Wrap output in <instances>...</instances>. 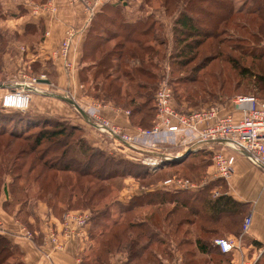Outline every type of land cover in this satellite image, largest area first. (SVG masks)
<instances>
[{"label": "trees", "instance_id": "16d2710c", "mask_svg": "<svg viewBox=\"0 0 264 264\" xmlns=\"http://www.w3.org/2000/svg\"><path fill=\"white\" fill-rule=\"evenodd\" d=\"M128 1L117 0L116 2L105 3L100 6L99 11L94 16L92 27L84 40L79 64V78L84 88L90 82L96 99H102L106 103L121 104L125 110L129 109L130 121L135 116L143 113L140 115L137 124L149 128L155 123L156 106L153 104L155 85L142 81L135 82L134 79L127 77L130 73L126 70H128V60L134 56L139 59L141 64L146 61L147 64L151 65V59L158 51L156 45H152L149 39L154 40L159 46L165 44V39L159 38L153 33L154 23H149L146 19H144V25L141 26L142 21H139V19L126 20L122 18L118 25V30L106 29L103 30L104 34H92L96 24L98 22L102 23L104 13L108 14V11L112 10L118 16L117 11H122L121 8L129 6ZM263 1L258 0L257 4H255L253 0V2L251 1L253 8L250 6L249 9L243 11L241 9L235 10L230 2L228 4L225 0H197V2L214 4L222 12V14H210V16H215L216 18V23H210L209 25L212 28L201 26V24L199 25L194 21V17L188 12V9L192 11L194 7L192 0L186 1L185 3L189 2L188 5L185 4L187 9L181 11L173 23V36L178 43H183L179 53L198 48L204 39H216V33L222 30L218 28L225 29L226 24L230 23L233 15L242 13L244 15L255 14L263 16L261 19L264 22V9H258L261 8L258 7V4H262ZM168 3L169 0L162 1V6L166 10L168 9ZM197 7L200 9L199 7L202 6L197 4ZM1 16L2 10L0 7V18ZM111 17L108 18V15H105L104 18H107V23L114 25L116 20ZM221 23L225 25L220 27ZM38 29L39 26L30 25L21 36L22 38L33 37L38 41L37 35L40 33ZM1 36L0 34V38ZM115 38H119V41L112 46H108L109 42ZM188 39L191 40L188 41ZM131 43L136 46V48L132 49L136 50L126 47ZM145 54L149 57L146 58ZM87 58L90 59V62L84 63ZM188 61V59L187 61L182 59L179 63H188ZM202 63H204V60L191 68L189 75L180 77V81H197L198 77L195 73L197 69L202 67ZM232 67L235 66L232 64ZM136 70L143 75L146 73L141 66ZM89 73L92 74L90 75ZM121 75L127 77V81H130L138 89L131 91L128 86L126 87L127 91H123V85L125 84L117 82ZM255 77L264 89V74H255ZM139 89H143V91ZM86 93L89 94L87 88ZM121 101L123 103H120ZM136 101H139L138 104H136ZM146 107L148 109L143 112ZM0 109V191L5 189L10 196V200L4 201L3 206L11 212L15 206L19 205L17 215L27 224V216L32 213L34 200L45 202L52 214L60 218L66 210H77L70 204L72 200L76 199V202L82 201V204L88 207L92 206L95 199H97L96 201H101L102 195L105 194L106 181L109 182L118 176L124 177L126 175H131L141 180L152 175L146 168H138V164V167L133 172L128 171L130 169L127 167L122 172L119 166L107 168L109 158L105 156L102 150L93 149L94 147L90 146L83 138L77 141L78 146L76 144V146H71L69 137L80 128L71 123L66 126L63 120L58 117L4 108L1 105ZM192 110L184 109L181 111L189 112ZM33 128H38V130L32 131ZM74 148L81 158L67 156L68 152ZM56 151L59 153V158L46 159L49 153ZM204 151L208 152L209 150ZM95 153L100 156L96 157ZM31 154L33 156L30 158L26 170L22 173L15 171L23 169L26 165L25 161H22L19 165L16 164L17 159ZM187 156L167 161L169 163H177L187 158ZM207 166H211V159ZM35 170L36 172L33 174ZM71 172L76 175V178H70ZM62 173L65 177L60 175ZM6 176L11 177L8 184L5 182ZM85 177H91L90 179H94V182L89 183L87 187L82 186L83 180L86 179ZM93 183L95 184L93 185ZM214 184L218 183L210 180L201 190L192 192L183 190H149L132 196L127 202H122L116 200V197V199L112 197L113 199L102 208L97 210L90 209L92 212L90 217L91 226L88 230L90 245L88 252L82 256L80 264H107L109 256L118 252H123L126 255L124 264H170L164 261L155 250H152V245L154 244H161V246L167 247L165 249L170 254L173 249L179 250L183 244H192L194 253L196 252L201 257H204V264L213 263L211 254L221 257L218 262L213 264H231V258L228 255L230 252H221L213 243V240L217 237L221 228L224 231L235 230L236 234L241 232L243 221L240 225V215L243 213V204L223 193L212 198L211 192V195H209L208 191H211ZM221 184L223 185L222 182ZM97 185L99 186L95 188ZM55 199L60 200L62 203L65 201L67 203L65 204L67 206L66 209L60 208L58 210L55 204L52 203ZM95 205L94 203L93 206ZM166 205H171V207L165 209ZM145 206H150L152 209L143 214L139 209ZM112 209L118 212V216L115 218L111 217ZM161 213L163 215L157 219L156 216H160ZM195 219L201 223L200 230L208 235H213V237L207 238L196 235L193 240L181 238L178 243L171 245L167 237L158 238L162 233V224H167L169 229L173 226L174 234H176L177 232L180 233L179 229L184 225L196 223ZM224 219H228V221L223 222ZM206 224L215 226L209 227ZM219 224L220 227H218ZM94 228L100 229L99 231H93ZM238 228L239 230L237 231ZM169 229H166V235L168 236L170 235ZM188 230L186 229L185 231ZM189 252L191 251L185 250L184 254ZM184 254H181L182 259ZM14 256H18V258L15 261H11ZM92 256L94 258L90 260ZM170 257L173 258V255H170ZM190 263H193V260H190ZM0 264H23L20 260L19 249L1 233Z\"/></svg>", "mask_w": 264, "mask_h": 264}, {"label": "rangeland", "instance_id": "374dc122", "mask_svg": "<svg viewBox=\"0 0 264 264\" xmlns=\"http://www.w3.org/2000/svg\"><path fill=\"white\" fill-rule=\"evenodd\" d=\"M162 1L163 0H129L128 1L129 6H127L126 8H121L122 11H117L118 16H116V14L112 10L108 11V14L106 13L103 14V18L101 21L102 23L98 22L94 27L95 29L92 34H96V33L104 34L103 30L106 29L112 31L118 30L119 27L118 25L120 24L122 18L126 20L130 18L132 20L139 19V21H142L141 26L144 25L143 22L145 21L144 19H146V21H149V23L150 22L154 23L153 25L154 27L152 30L153 33L159 36V38L165 39L164 40L165 44L161 46L157 45L154 40L149 39V42L152 45L154 44L156 45L158 51V53L155 56H153L151 59L152 64L149 65L147 64L146 61L143 64H141L136 56L130 58L128 60L129 61L128 70H126L129 71L130 74L127 77L134 79L135 82L142 81L144 83L155 85L154 94L157 88L159 87V85L161 84V81L165 80L169 84L172 90L173 105L175 109L178 111L184 109L199 110L201 108H207L213 105H220L222 106L224 112H231L233 110L232 100L237 95L251 94L264 98V89L260 85V82L255 77V74H264V22L261 19V17L263 16H259L255 14L244 15L243 13L233 15L232 19L230 20V23L226 24L225 29L218 28L222 30L221 32L216 33L217 36L216 39L215 38L204 39L203 43L198 48L179 53V49L181 48L183 43H178L175 40V37L173 36V23L176 17L179 16L181 11L187 9V7H185V4L188 5L189 2L185 3L188 0H169V3L167 4L168 9L166 10L162 6ZM225 1L228 2V4L230 2V4L234 7L235 10L241 9L245 11L249 9L250 6L251 8H253L251 4V1L253 2V0H225ZM254 1L255 4H257L258 0H254ZM42 2L47 6L50 5L49 4L50 0H44ZM192 4L194 7L192 11L188 9V12L194 17V21H196L197 24L199 25L201 24V26L203 25L204 27L212 28V26L210 27L209 25L210 23L215 24L216 18L215 16L214 17L210 16V14L211 13L214 15L222 14V12H220L216 8V5L214 4L212 5V4H208L207 2H197V0H192ZM197 4H199V6L202 7H199L200 9H198ZM0 7L2 10V16L0 18V34L2 35L0 38V84L5 85V87H0V94L1 92H4L3 94H5L6 91L11 88L12 84L18 81H23L27 77L30 80H32L33 78L53 79V74H52L53 71L51 69L50 61L38 57V54L35 50V42H36L35 38L33 37L22 38L21 33H18L13 27L10 26V25L14 26L13 24H11L12 18H9L11 17L10 14L5 12L1 3H0ZM258 7L256 8H258L259 10H263L264 1L262 2V4L259 3ZM21 11L22 10H20V12ZM105 15H108V18L112 16L111 18H114L116 20L115 24L112 25L110 23H107L106 22L107 18H104ZM7 19L10 20H8L5 23V20ZM224 25H225L224 23H221L220 27H223ZM189 40L191 39H188V41ZM220 40L222 42H218ZM118 41L119 38L112 39L109 42L108 46H112L114 43ZM126 47L127 48L129 47V49L131 50H136V49H132V48H136V46L132 43L128 44ZM59 55L61 57L63 56L61 54ZM145 57L148 58L149 56L145 54ZM182 59L186 61L188 59L189 61L188 63L185 62L181 64L179 62ZM203 60L204 63H202L203 64L202 67L197 69L195 73V75L198 77L197 81L194 82L180 81L179 79L180 77L189 75V73L191 72V68L197 66ZM89 62H90L89 58H87L84 61V63H89ZM232 64L235 67H232ZM140 66L143 68V70L146 71L145 75H143L142 73L140 74L136 70L139 69ZM89 74L91 75L92 73ZM127 77L121 75V77L117 81L121 84L122 83L125 84L123 85L124 87L123 91H127L126 87L128 86L131 91L137 90L138 88L134 84H132L130 81L129 82L127 81ZM33 85L39 89V90L37 89L38 91L41 90L47 94L58 93L60 95L71 98L68 93V90L58 92L53 86L43 83H38L37 81L34 82ZM86 88L88 89L89 94L86 93ZM139 90L143 91V89H139ZM81 92L85 97H88L89 99H92L94 101H99L100 103H106L102 101V99H96L94 97V91H92L90 82H88V84L85 85V88L82 87L81 84ZM3 94L1 95V100ZM1 100H0V105H1ZM57 102H59L58 104H61V106H65L67 108L66 112H68L69 109L71 110V112L73 111L75 113L78 112L73 105L67 104L66 102H62V101H57ZM138 102L139 101H136V104H138ZM120 103H123V101H121ZM110 104L114 105L115 107L124 109V107L121 104H114V103H110ZM153 104L155 105V100ZM227 107L229 110L225 111ZM147 109L148 107H146L143 110V112H145V110ZM128 110H126L127 114H129ZM26 111L29 110L27 109ZM79 113L80 112H78V114ZM142 114L143 113H141L140 115ZM140 115L135 116L133 120H131L132 125L134 126L135 136L129 135L128 133L123 131L122 128H120V133H119V134L123 133L126 136H128L131 139L130 143L135 146H139V144L140 145L148 144L146 141H144V138H139V130L150 129L155 125L154 123L153 126L149 128L139 126L137 124L138 123L137 121ZM54 116L58 117L59 119H62L66 126H69L70 123L78 126L80 129L74 131L71 137H69L71 146H74L75 144L77 145V141L80 138L85 139L90 146L94 147L93 149L96 148L102 150L105 156L109 158V163L107 168H109L110 166L112 167L119 166V169L121 168L120 170L121 172L125 171L124 170L125 167L130 169V170L127 169L128 171L133 172V170L138 167L137 164L139 165L138 168L140 167L146 168L152 175L145 177V179H141V180L137 179L141 187L150 189V188H155L156 186V188L159 190H168L167 189L168 187L170 189L169 191L183 190V191L192 192L193 190L186 188L174 189L175 186H177L176 184L167 185L164 182L168 179L173 180L174 178L177 180L181 178V179H187L194 184H200V182L204 179L203 177H206L208 175L209 168L208 166L206 167V165L211 159L212 152L207 147L195 149L194 152L188 154L187 158H184V160L177 163L174 162L169 163L167 159L162 160L157 165H155L154 167L155 169L151 170V168H148L146 165H144V162L149 159L148 156L138 152L136 149H132L124 145L119 138L117 139L116 137L115 138L112 137L103 128L98 129L92 126L90 123L80 120L81 118L78 115L77 118L58 115V114H55ZM104 120L108 121L113 126H117V124H114L107 119ZM155 122H156V112H155ZM36 129L38 130V128H33L32 131ZM87 131L92 133V136L89 139H93L94 142L90 143L86 135ZM160 137L162 138V136ZM162 140L160 141L156 140L157 145L155 147V150L171 153V152H175L174 150L176 149L177 150L181 149L179 147L180 145L171 146V143H166ZM204 150H209V151L207 152ZM95 154L96 157L100 156L98 153ZM32 156L33 155L31 154V155H27V157L18 158L16 164L19 165L21 164L22 161H25L26 165L23 169L15 170V171H18L20 173L24 172ZM67 156H75L81 158L80 155L76 152L75 148L72 149L70 152H68ZM53 158H59L58 151L54 153H49V155L46 157V159L49 160ZM97 164L98 162L96 163V166ZM35 172L36 170L33 171V174ZM60 175L62 177H65L63 173ZM126 176H131V175H126ZM74 177L76 178V175L71 172L70 178H74ZM85 178L86 179L83 180L84 183L82 184V186L84 187H87L89 183L94 182V179H90L91 177H85ZM208 182L206 184H208ZM106 183H105L106 188L104 191L106 195L105 194L102 195L103 198L101 201H96L97 199H95L94 201V203L96 204L95 206H93L94 203H92V206L89 207L84 206L82 204V201L76 202L75 199L74 201L73 200L70 201V204L73 205L72 207L77 208V210L72 209L66 211H86L91 217L92 212L90 211V209L97 210L102 208L103 206L107 205V203L111 199H113L112 197L114 198L116 197L117 199L116 198L115 199L119 200L118 196L119 193L122 191V189L125 186L129 187V185H131L129 182H126V180L123 179V177L120 176L111 179L109 182L106 181ZM94 184L95 183H93V185ZM98 186L99 185L95 186V188ZM201 189L202 187L195 189L194 191H198ZM208 192L209 195H211L210 191ZM52 203L55 204V207L58 210H60V208L66 209L67 207L65 205L67 204L65 201L64 203H62L60 200L55 199L52 201ZM170 207L171 205H166L165 209H169ZM151 209L152 208H150V206H145L139 210L144 214L145 212H149ZM110 214L112 218L118 216L117 210L113 211L112 209ZM162 215L163 213H161L160 216L159 215L156 216V218L159 219ZM129 218L133 219L132 217ZM195 220L196 223H193L191 225H184L183 227H181V229H179L180 233L177 232L176 234H174L173 226L169 229L167 224L164 223L162 224V228H161L162 233L158 236V238L163 239L167 237V240L171 245L173 243H178L179 239L181 238L193 240V238H195L196 235L207 238H210V236L213 237V235H208L207 233H203L199 228L201 223L197 219ZM227 221L228 219L223 220V222H227ZM90 223L91 220L89 221V224ZM206 225H208L209 227L215 226L213 224H206ZM218 227H220V224L218 225ZM99 229L100 228L98 229L94 228L93 231H99ZM166 229H169V233H170L169 236L166 235ZM186 229L189 230L185 231ZM219 237H224V236L222 235ZM165 248L167 247H163V245L161 246V244L152 245V250H155L157 254H159L161 258L167 263L189 264L190 260H193V263L190 264L205 263L204 257H201L196 252L194 253V246L192 244H183L180 246L179 250L173 249L171 254ZM185 250H189L191 252L184 254ZM181 254L182 255L184 254L183 259ZM170 255H173V258L170 257ZM210 256H212L213 263L218 262V260L221 258L218 255H213V254H211ZM17 258L18 256L16 257L14 256V258L12 257L11 261L12 260L15 261ZM92 258H94V256H92L90 260H92Z\"/></svg>", "mask_w": 264, "mask_h": 264}, {"label": "crops", "instance_id": "0c3cea01", "mask_svg": "<svg viewBox=\"0 0 264 264\" xmlns=\"http://www.w3.org/2000/svg\"><path fill=\"white\" fill-rule=\"evenodd\" d=\"M42 1L44 0H0V3L5 12L10 14L11 17L9 18H12L11 24L14 26L9 25L18 33L23 34L30 25L39 26L38 31L40 33L37 35L38 41L35 42V50L38 57L50 61L53 71V79L45 78L48 83L43 84L53 86L58 92L68 90L70 99L87 116L95 114L98 118L107 119L117 124L129 135L135 136L134 126L126 110L115 107L110 103L94 101L85 97L81 92L79 64L83 44L92 27L94 16L100 7L96 6L94 14H91L82 2L70 3L68 0H50V5L47 6ZM32 4L38 7L36 11L33 10ZM18 9L22 11L20 12ZM8 20L10 19L5 20V23ZM68 31L73 32L70 48L67 56L61 57L57 50L62 40L67 36ZM3 93L0 94V100ZM53 94L56 93L47 94L41 90L33 93L28 110L51 116L58 114L77 118L78 115L81 118L80 120L85 121L78 112L73 111V113L70 109L66 112L67 108L57 102L65 101ZM228 110L227 107L225 111ZM86 135L89 139L92 133L87 131ZM174 138L177 140V137ZM151 139L160 141L159 139H167V136L166 134L162 135V138L152 136L145 139V141L149 142ZM89 141L90 143L94 142L93 139H89ZM179 147L180 150H174L175 152H171L172 154H169V156L179 158L180 155L176 156L175 153L186 148L183 144ZM208 168L209 172L211 167ZM123 179L131 185L129 187L125 186L119 193L118 199L122 202H127L134 195L157 189L156 186L150 189L141 187L138 182L139 179L137 180L133 176H125ZM10 180L11 177L6 176V184ZM214 180L211 181L218 184H214L210 191L212 198L223 193L241 202L243 213L240 215V225L245 216L249 215L251 219L247 233L239 239V248L230 251L228 254L231 258V264H264V168L254 165L245 156L237 153L229 176L226 179L216 178ZM6 200H10V196L5 189H2L0 191V233L19 249L20 260L23 264H80L82 256L88 252L90 245L88 238L90 224H88L84 236L70 238L66 240L61 249H56L52 244L44 241V237L48 232L46 223L55 226L57 231H60L61 217H55L45 202L34 200L32 213L27 216V224L17 215L19 205L15 206L11 212L6 210L3 206V202ZM219 230L217 236L223 235L224 237L235 238L240 234H236L235 230L224 231L222 228ZM28 234H31V236ZM125 260V253L118 252L109 256L107 264H124Z\"/></svg>", "mask_w": 264, "mask_h": 264}, {"label": "built area", "instance_id": "2783aa9c", "mask_svg": "<svg viewBox=\"0 0 264 264\" xmlns=\"http://www.w3.org/2000/svg\"><path fill=\"white\" fill-rule=\"evenodd\" d=\"M70 3L82 2L89 13L94 14L96 6L105 3H113L117 0H68ZM33 10L38 8L35 4ZM73 32L68 31L67 36L61 42L58 53L67 56ZM37 79L30 80L28 77L23 81L15 82L11 88L2 96L1 106L25 110L28 108L31 94L37 92L33 85ZM156 106V122L150 129H140L139 138L148 139L152 136H162L168 134L167 139L162 140L171 145L185 146L182 151L175 155H182L188 147L195 149L208 148L212 152L211 170L200 182L194 184L187 179H168L164 183L167 185L176 184L174 189L203 188L206 183L216 178L226 179L232 171L235 162V154L239 153L247 158L251 163L264 168V98L256 95H237L232 100L233 110L223 112L220 105H213L199 110L182 112L175 109L173 105V95L169 84L162 80L154 94ZM89 121L103 128L112 137H118L120 141L130 144L140 153L149 157L144 162L151 170L155 169L160 161L166 160L160 157L162 154L168 155L165 151H157L156 140H150L148 144L132 145L131 139L125 134H119L120 128L111 125L108 121L98 118V116H87ZM172 135V137H170ZM174 137H177L175 140ZM168 160V159H167ZM168 190H170L167 187ZM217 195V194H215ZM90 216L86 211H66L61 216V229L57 231L55 226L46 223L48 232L44 237L46 243L52 244L56 249H61L66 240L73 237L84 236ZM250 216L244 217L241 232L238 237H216L213 243L221 252H230L239 248L240 237L247 233L250 226ZM31 236V234H28Z\"/></svg>", "mask_w": 264, "mask_h": 264}, {"label": "water", "instance_id": "95a60500", "mask_svg": "<svg viewBox=\"0 0 264 264\" xmlns=\"http://www.w3.org/2000/svg\"><path fill=\"white\" fill-rule=\"evenodd\" d=\"M37 82L38 83H48V80H46V79H44V78H38L37 79ZM0 87H5V85H3V84H0ZM54 96H56L57 98H59V99H61V100H63V101H65V102H67V103H69V104H72L75 108H76V110L78 111V112H80V114L82 115V117L84 118V120L86 121V122H88V123H90L92 126H95L94 124H92L90 121H89V119H88V117H87V115L84 113V111L76 104V103H74V101H72L69 97H66V96H63V95H59V94H53ZM28 109V108H27ZM27 109H25V110H21V111H26ZM96 128H98V129H100V127H98V126H95ZM117 139H118V137H116ZM123 144L124 145H126V146H128V147H130V148H133L130 144H128V143H126V142H123ZM194 150H195V148H193V147H188V149L180 156V157H183V156H185V155H188L189 153H191V152H194ZM160 157H162V158H165V159H174V158H177V157H175V156H168V155H164V154H162Z\"/></svg>", "mask_w": 264, "mask_h": 264}, {"label": "bare ground", "instance_id": "6f19581e", "mask_svg": "<svg viewBox=\"0 0 264 264\" xmlns=\"http://www.w3.org/2000/svg\"><path fill=\"white\" fill-rule=\"evenodd\" d=\"M75 103V102H74ZM190 154V153H189Z\"/></svg>", "mask_w": 264, "mask_h": 264}]
</instances>
